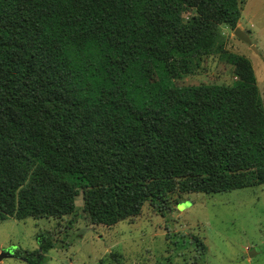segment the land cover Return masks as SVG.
Returning <instances> with one entry per match:
<instances>
[{
	"label": "trees",
	"instance_id": "1",
	"mask_svg": "<svg viewBox=\"0 0 264 264\" xmlns=\"http://www.w3.org/2000/svg\"><path fill=\"white\" fill-rule=\"evenodd\" d=\"M242 2L0 0V221L74 214L82 192L91 222L113 226L147 202L264 184L251 61L234 57L229 84L176 83L224 52Z\"/></svg>",
	"mask_w": 264,
	"mask_h": 264
},
{
	"label": "rangeland",
	"instance_id": "2",
	"mask_svg": "<svg viewBox=\"0 0 264 264\" xmlns=\"http://www.w3.org/2000/svg\"><path fill=\"white\" fill-rule=\"evenodd\" d=\"M242 7V27L257 50L223 24L224 52L198 59L194 72L177 84H229L236 78L234 57L244 55L264 98V0H243ZM76 204L77 212L62 218L1 220L0 252L11 255L0 264H30L15 255L18 250H39L41 264H264V184L176 194L163 211L147 202L141 214L113 226L91 222L82 192ZM46 236L54 246L42 252L40 238Z\"/></svg>",
	"mask_w": 264,
	"mask_h": 264
},
{
	"label": "water",
	"instance_id": "3",
	"mask_svg": "<svg viewBox=\"0 0 264 264\" xmlns=\"http://www.w3.org/2000/svg\"><path fill=\"white\" fill-rule=\"evenodd\" d=\"M234 34L240 38L241 40L245 41L246 43H248L252 49L257 50L256 46L253 44V41L249 35L248 32H246L245 30H243L240 26H237L234 30ZM254 253L253 251H251L250 255L252 256ZM11 255L9 252H5V251H1L0 252V260H2L4 257Z\"/></svg>",
	"mask_w": 264,
	"mask_h": 264
},
{
	"label": "crops",
	"instance_id": "4",
	"mask_svg": "<svg viewBox=\"0 0 264 264\" xmlns=\"http://www.w3.org/2000/svg\"><path fill=\"white\" fill-rule=\"evenodd\" d=\"M238 24L240 25V27L243 29V27H242V22L239 20V22H238ZM238 25V26H239ZM244 30V29H243ZM247 32V31H246ZM250 35V34H249Z\"/></svg>",
	"mask_w": 264,
	"mask_h": 264
}]
</instances>
